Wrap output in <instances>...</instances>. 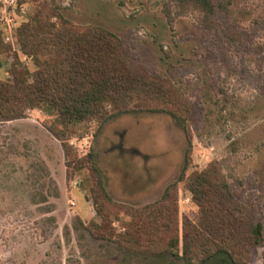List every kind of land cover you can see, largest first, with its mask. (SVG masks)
<instances>
[{"label": "rangeland", "instance_id": "374dc122", "mask_svg": "<svg viewBox=\"0 0 264 264\" xmlns=\"http://www.w3.org/2000/svg\"><path fill=\"white\" fill-rule=\"evenodd\" d=\"M11 1L0 0L4 38L10 24L19 27L37 9L52 6L77 26L114 32L135 60L189 96L195 103L189 173L226 159L238 204L264 222V0L241 4L254 8L252 18L237 11L219 15L230 27L220 28V36H207L200 13L183 12L171 0H15L23 9L17 13ZM235 17L242 21L231 36ZM10 54L1 57V79L11 78ZM24 63L35 70L32 61ZM54 118L45 106L26 119L0 123V264H162L131 257L85 228L101 221L87 188L89 170L69 180L62 143L47 129ZM72 132L70 145L79 157L94 150L105 188L118 203H154L184 167L187 135L165 114L128 113L101 130L85 122ZM179 205L183 221L194 210L183 188ZM130 219H117L119 232ZM250 264H264V244Z\"/></svg>", "mask_w": 264, "mask_h": 264}, {"label": "trees", "instance_id": "16d2710c", "mask_svg": "<svg viewBox=\"0 0 264 264\" xmlns=\"http://www.w3.org/2000/svg\"><path fill=\"white\" fill-rule=\"evenodd\" d=\"M246 0H171L183 12L197 11L206 35L220 36L219 15H248ZM234 18L230 35L240 28ZM221 30V32H224ZM226 34V33H225ZM20 51L0 32V62L5 54L11 78H0V123L23 120L34 110L50 107L55 118L48 131L60 141L69 180L89 170V189L100 222L85 226L97 240L115 243L125 254L162 264H250L254 250L264 244V222L255 221L237 202L225 174L227 163L213 160L201 171L193 164L190 125L194 101L164 76L134 59L132 50L114 32L98 25L77 26L56 8L37 9L16 31ZM32 61L35 70L25 64ZM170 116L186 133L188 148L179 178L154 203L135 207L115 202L108 194L94 150L84 157L70 145L74 125L96 122L98 130L123 114ZM194 208L180 219V190ZM131 219L119 232L115 223Z\"/></svg>", "mask_w": 264, "mask_h": 264}, {"label": "built area", "instance_id": "2783aa9c", "mask_svg": "<svg viewBox=\"0 0 264 264\" xmlns=\"http://www.w3.org/2000/svg\"><path fill=\"white\" fill-rule=\"evenodd\" d=\"M11 2L13 3L12 5H15V3H16L15 0H12ZM21 7L22 6L17 7V3H16V5L14 6V9H13L14 13L22 12L23 9ZM17 28H18V26L16 27V25L14 23L10 24L9 32H8L5 40H6L7 43H10L12 45L14 51H18L19 52L20 51V46H19V43H18L17 37H16ZM24 61L27 62L28 59L25 58Z\"/></svg>", "mask_w": 264, "mask_h": 264}]
</instances>
